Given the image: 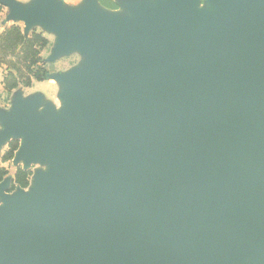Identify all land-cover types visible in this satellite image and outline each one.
Returning a JSON list of instances; mask_svg holds the SVG:
<instances>
[{"label":"water","instance_id":"obj_1","mask_svg":"<svg viewBox=\"0 0 264 264\" xmlns=\"http://www.w3.org/2000/svg\"><path fill=\"white\" fill-rule=\"evenodd\" d=\"M206 1L0 0L83 57L0 108V264H264V0Z\"/></svg>","mask_w":264,"mask_h":264},{"label":"trees","instance_id":"obj_2","mask_svg":"<svg viewBox=\"0 0 264 264\" xmlns=\"http://www.w3.org/2000/svg\"><path fill=\"white\" fill-rule=\"evenodd\" d=\"M99 3L106 8L115 9L117 6L112 0H99ZM4 7L0 4V14ZM48 44L45 38L39 32H31L25 36L22 26L18 24L4 25L0 32V64L4 63V75L2 85L4 90L11 91L19 85L29 86L31 80L41 81L46 79L49 72L41 62L40 52ZM5 57H15L11 64L3 60ZM2 66V65H0ZM18 147L16 140L8 143V149L5 153V159H10ZM30 172L21 168H16L13 174V187L18 185L26 187ZM1 179V177H0Z\"/></svg>","mask_w":264,"mask_h":264},{"label":"rangeland","instance_id":"obj_3","mask_svg":"<svg viewBox=\"0 0 264 264\" xmlns=\"http://www.w3.org/2000/svg\"><path fill=\"white\" fill-rule=\"evenodd\" d=\"M18 1L21 3H26V2H30L31 0H18ZM198 6H199V8L204 9V8L208 7V3L206 0H199ZM3 7H4V11L2 14H0V18H1L0 19V32L2 31L3 26L8 25V24H18V25L22 26V31H23V23H21L20 21H17V20L16 21H6L5 20V16L7 14V8L5 6H3ZM33 31L41 33L48 40V44L44 48H42V50L40 52L41 62L46 68H48V70H49L48 74L49 73L66 72V71L70 70L71 68L77 67L81 64L83 57L78 52H73L71 54L61 56L52 62H48L46 59L49 56L51 49H52V46L55 43L56 35L53 33L45 31L40 26H35L34 28H31L27 33H25V34L23 33V34L25 36H28V34H30ZM3 60H6V63L11 64L12 61H14V60L17 61V58L5 57V58H3ZM4 63L0 64V65H2V66H0V104L5 107L7 104L4 101L5 92H3V85H2V78L4 75V70H3L4 69L3 68ZM56 85H58V84L55 80L48 79L47 77H46V80L44 83H43V81L31 80V83L29 86L19 85L14 90H12V92H10L8 97L9 96L11 97L15 91H20L22 95L27 96L29 94L37 92L36 90H40L46 96H48V98H50L49 101L56 108H58L61 105V103H60V100L58 98V93H57L58 91L56 92V88H57ZM58 90H59V85H58ZM46 100H48V99H46ZM8 143L4 144L0 148V177H1L0 180L4 179L7 176H10L12 178V184L10 185V187L7 191V193L12 194L15 192L17 187H21L18 185H14V187H13V174H14L16 168L23 169V163L22 162H19L18 164L14 163L15 151L13 153L12 158H10V159L6 158L5 159V153H6V150L8 149ZM26 170H28L30 172L28 184L26 187H21V188H23L25 191H28L29 187H30V185H29L30 180H31V177L34 174V172L39 171V170H42V171L46 170V165L39 163V162H34V163H31L29 165L28 169H26Z\"/></svg>","mask_w":264,"mask_h":264},{"label":"crops","instance_id":"obj_4","mask_svg":"<svg viewBox=\"0 0 264 264\" xmlns=\"http://www.w3.org/2000/svg\"><path fill=\"white\" fill-rule=\"evenodd\" d=\"M113 2H115L116 0H112ZM64 2H66L67 4H69V5H71V6H76V5H79L81 2H82V0H64ZM109 9H111V8H109ZM112 11L113 10H119L118 9V6L115 8V9H111ZM1 19V18H0ZM45 80L46 79H44V80H41V81H43V83L45 82ZM57 86V88H56V92L58 91V85H56ZM14 90V89H13ZM37 92H41L42 94H44L42 91H40V90H36ZM3 92H5V97H4V101L6 102V106L4 107L3 105H1L0 104V108H2V109H8L9 107H10V96L8 97V95L10 94V92H12V90L11 91H6V90H4V88H3ZM58 93V92H57ZM44 96H45V98L46 99H48V100H50V98H48V96H46L45 94H44ZM4 104V103H3Z\"/></svg>","mask_w":264,"mask_h":264}]
</instances>
